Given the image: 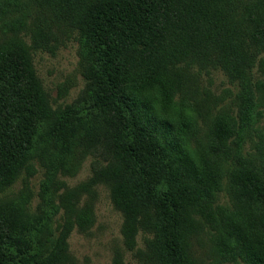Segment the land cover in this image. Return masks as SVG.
<instances>
[{
	"label": "trees",
	"instance_id": "trees-1",
	"mask_svg": "<svg viewBox=\"0 0 264 264\" xmlns=\"http://www.w3.org/2000/svg\"><path fill=\"white\" fill-rule=\"evenodd\" d=\"M73 35L84 87L53 107L32 50ZM209 70L238 84L236 113L216 112L191 145L200 102L181 93ZM259 121L264 129V0H0V192L21 174L26 184L34 161L45 176L38 215L24 211L27 198L0 196V264H72L66 237L73 222L87 228L96 184L122 215L124 245L144 236L147 264H209L201 236L211 264H264ZM87 156L89 177L56 193V175Z\"/></svg>",
	"mask_w": 264,
	"mask_h": 264
},
{
	"label": "rangeland",
	"instance_id": "rangeland-1",
	"mask_svg": "<svg viewBox=\"0 0 264 264\" xmlns=\"http://www.w3.org/2000/svg\"><path fill=\"white\" fill-rule=\"evenodd\" d=\"M24 39L29 43L28 35ZM32 61L36 74L48 92L53 107L68 104L77 99L84 87V78L78 68V42L74 35L68 38L63 37V41L57 42V45L53 46L51 50L34 48ZM197 78L195 84L191 85L190 88L187 87L181 93V95H187L192 103L194 100L200 102L199 114L195 117V125L190 127L192 131L191 145L197 141H205L216 112L229 107L233 113H236V96L239 92L238 84L229 81L227 75L220 70L201 71ZM175 96L180 95L177 93ZM201 104L203 105L201 106ZM258 127L257 133L264 136L261 121H259ZM256 140L257 136L253 134L251 142L246 141L243 144V151L254 150V143L252 142ZM90 160L89 156L85 157L73 175L57 174L58 188L56 193L72 189L85 181L91 174ZM23 176L24 174H21L3 192H0V196H8L14 199H20L19 196L25 197L27 200L24 203V211L30 216L38 215L40 210L44 208L40 198L41 184L45 177L44 166L34 161V171L28 176L26 184ZM93 188L94 194L89 199L90 204L92 203V214L87 228L82 229L73 222L66 237L67 248L73 256L72 264H113L116 254L120 255L122 264H147L138 252L144 248V236L137 232L134 248L128 249L123 243L121 233L122 215L113 207L108 189L103 184H96ZM219 194L218 202L229 203L225 190L220 191ZM88 198V194L81 193L75 203V209L80 211L86 205ZM53 202L55 204L58 202L56 197ZM60 215H64V209L61 205L52 215L50 222L53 234L57 233L55 223L60 220ZM210 244L208 236H201L200 247L197 246V250L201 252L206 263L209 264L214 259V254L209 251ZM219 264L234 263L231 260H224Z\"/></svg>",
	"mask_w": 264,
	"mask_h": 264
}]
</instances>
